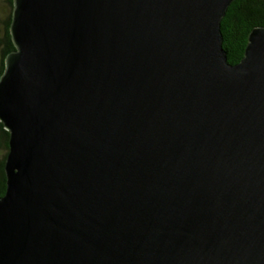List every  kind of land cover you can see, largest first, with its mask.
<instances>
[{"label":"water","instance_id":"obj_1","mask_svg":"<svg viewBox=\"0 0 264 264\" xmlns=\"http://www.w3.org/2000/svg\"><path fill=\"white\" fill-rule=\"evenodd\" d=\"M233 0H14L0 264H264V27Z\"/></svg>","mask_w":264,"mask_h":264},{"label":"trees","instance_id":"obj_2","mask_svg":"<svg viewBox=\"0 0 264 264\" xmlns=\"http://www.w3.org/2000/svg\"><path fill=\"white\" fill-rule=\"evenodd\" d=\"M14 0H0V78L5 71V58L14 50L10 25ZM255 27H264V0H233L220 22L222 48L227 62L236 64L243 57L248 35ZM9 132L0 122V197L6 189L4 164L8 153Z\"/></svg>","mask_w":264,"mask_h":264}]
</instances>
